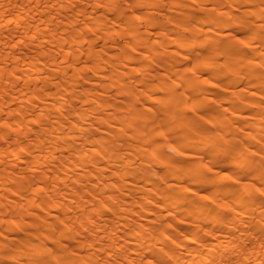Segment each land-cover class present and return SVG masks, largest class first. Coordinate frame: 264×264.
<instances>
[{
    "label": "bare ground",
    "instance_id": "1",
    "mask_svg": "<svg viewBox=\"0 0 264 264\" xmlns=\"http://www.w3.org/2000/svg\"><path fill=\"white\" fill-rule=\"evenodd\" d=\"M122 2L0 0V264H264V198L243 191L261 173L209 151L264 153V45L193 67L258 34L264 0H137L132 32Z\"/></svg>",
    "mask_w": 264,
    "mask_h": 264
},
{
    "label": "snow or ice",
    "instance_id": "2",
    "mask_svg": "<svg viewBox=\"0 0 264 264\" xmlns=\"http://www.w3.org/2000/svg\"><path fill=\"white\" fill-rule=\"evenodd\" d=\"M99 7H104V5H98ZM145 5L137 3V0H123L122 3H116L113 12H119L120 9H126L127 16H130L133 18L132 23L130 26L126 25V27H129V32H132L135 30L137 24L143 23V18L140 14H138L135 9L143 8ZM150 19V17L148 18ZM124 22V21H121ZM185 32H187V29H185ZM251 39L249 41H245V39L237 37L235 40V44L228 45L227 41H225V44L227 45L222 46L219 49H216L212 44L203 45L204 54L203 56H200L199 53L196 54L197 59V65H193V67L196 68L197 72L202 71V69L198 66L201 61L206 60L207 62L211 63L212 65L221 64L226 66V68H237L241 67V62L239 61V57L241 55L242 49H253V48H260L262 45H264V25L261 26V31L256 34L252 35ZM194 39V38H189ZM187 47L189 48H196L198 47L197 44H189L188 40L182 41ZM191 51H189L185 55V59L191 58ZM225 67L221 68V71L226 70ZM204 83H209V81L204 80ZM213 87H216L218 85L213 84ZM255 95V93H253ZM261 101L264 102V94L261 95ZM227 111V109H225ZM2 138V137H0ZM219 150V155L224 156L225 158H235L237 160L238 166H240L244 172L243 174L247 176H253L256 175L258 172L261 173V183L259 188H255L254 192H249V190L245 189L243 190L245 194H258L260 197L264 198V153H256L250 150H246L243 153H236V146L227 144L223 141H215L209 148V151H216ZM171 153H176V149L172 148L169 150ZM177 155L184 157L185 153L180 152L176 153ZM163 155V154H162ZM174 164H188V163H196L195 160H191L188 157H185L184 160H175L173 161ZM257 163L259 164V167H257ZM208 172H212V169H208ZM193 175H198L199 173L196 170H193ZM205 179H213L212 176H205ZM222 179L226 181H231L235 185H240L241 181L238 179H234L233 176L225 174ZM187 192H189L192 195H196L194 192H192L191 188L186 189ZM203 199L207 200L209 199L207 195L203 196ZM184 221H181L183 223ZM169 228H171V225H169ZM184 239H190V237H184ZM175 248L182 247L180 244H178L175 240L171 241ZM191 243L194 245L196 243L195 240H191ZM163 251V250H162ZM173 250L170 249L169 252H172ZM169 252H163V255L161 259H156L155 256H152L151 258H146L142 264H174V255H169ZM56 255H63V253H54L51 249H48L47 251H35L33 253L32 262L31 264H53V257ZM75 255V253H73ZM4 261V264H12V262L7 258H2ZM57 264H61V262H57ZM63 264H69L68 261L63 262ZM175 264H178V261H175ZM195 264V261L193 262ZM203 264V262H201Z\"/></svg>",
    "mask_w": 264,
    "mask_h": 264
}]
</instances>
